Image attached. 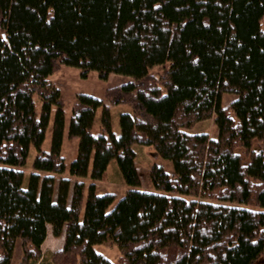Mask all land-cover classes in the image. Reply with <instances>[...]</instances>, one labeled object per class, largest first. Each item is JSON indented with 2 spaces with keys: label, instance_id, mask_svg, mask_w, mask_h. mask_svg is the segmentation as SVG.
Segmentation results:
<instances>
[{
  "label": "trees",
  "instance_id": "obj_1",
  "mask_svg": "<svg viewBox=\"0 0 264 264\" xmlns=\"http://www.w3.org/2000/svg\"><path fill=\"white\" fill-rule=\"evenodd\" d=\"M263 19L264 0H0V264H11L16 239L18 264H39L48 230L63 236L51 264H258ZM166 61L158 76L148 71ZM61 65L132 77L106 88L104 100L74 97L68 175L66 104L48 80ZM223 93L236 97L222 104ZM116 105L130 108L119 113V135L110 125ZM211 116L216 137L187 130ZM135 144L172 162L171 171L150 165L153 191L138 188ZM111 159L130 187L114 204L115 194L96 193L94 183ZM108 239L116 261L93 248Z\"/></svg>",
  "mask_w": 264,
  "mask_h": 264
},
{
  "label": "rangeland",
  "instance_id": "obj_2",
  "mask_svg": "<svg viewBox=\"0 0 264 264\" xmlns=\"http://www.w3.org/2000/svg\"><path fill=\"white\" fill-rule=\"evenodd\" d=\"M262 28L264 29V19L262 20ZM169 66V62L166 61L162 64L153 65L148 69V71L156 76L163 73ZM132 79L131 76L125 74L111 73L106 79L100 78L97 71L89 70L85 74L82 73L80 68H76L68 65H61L52 75L49 76L48 80L59 88L61 92V97L65 102V129L64 136L62 141V154L65 161V172L64 175H68V168L71 160L76 155V148L78 139L76 137H67V124L71 112V107L74 101V97L77 93H87L96 96L97 98L104 100L105 89L114 86L117 84L124 83ZM236 96L234 94L223 93L222 94V104H226L230 100H233ZM35 107L36 110H39L40 102L39 99L35 96ZM128 105H116L110 107V125L111 131L114 135H119L120 126H119V113L125 110H129ZM55 107H52V114L50 116L49 125L46 129L45 138L41 144V148L48 150L50 146V137H51V124L53 119V113ZM100 118H101V107H98L95 115L94 122L92 126V133L98 134L101 132L100 128ZM191 133H201L205 132L210 135V137H216L217 127L214 123V116H211L206 119H202L194 122L190 129H187ZM108 137V134L105 133ZM134 150L136 152L135 165L137 168L138 176L140 178V186L138 188L144 190L153 191L154 187L149 181V167L152 163H157L162 165L165 170H172V162L170 160L164 159L160 156H156L151 147L146 145L135 144ZM36 151L34 147H30L27 164L30 165ZM25 172H29V168L24 167ZM26 179V178H25ZM24 179V181H25ZM86 184L90 182L89 177H85ZM95 183V192L102 194L104 192H113L116 196L113 204L117 201L123 193L130 188L124 181L115 159H111L107 165L106 172L100 180L94 181ZM112 204V205H113ZM63 244L62 237H54L50 230H48V236L45 238L44 242L41 245L42 250V259L39 264H51L49 253L60 248ZM93 248L95 251L105 255L111 261H116L119 256V249L117 244L108 239L107 241L99 244H94ZM21 258V247L20 241L16 239L13 257L11 264H18ZM258 264H264V254L259 258Z\"/></svg>",
  "mask_w": 264,
  "mask_h": 264
}]
</instances>
